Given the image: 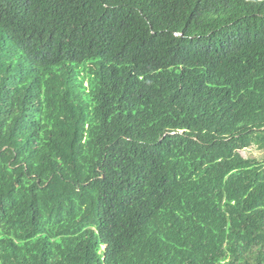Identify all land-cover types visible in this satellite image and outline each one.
<instances>
[{
    "label": "trees",
    "instance_id": "16d2710c",
    "mask_svg": "<svg viewBox=\"0 0 264 264\" xmlns=\"http://www.w3.org/2000/svg\"><path fill=\"white\" fill-rule=\"evenodd\" d=\"M264 0H0V264H264Z\"/></svg>",
    "mask_w": 264,
    "mask_h": 264
},
{
    "label": "rangeland",
    "instance_id": "374dc122",
    "mask_svg": "<svg viewBox=\"0 0 264 264\" xmlns=\"http://www.w3.org/2000/svg\"><path fill=\"white\" fill-rule=\"evenodd\" d=\"M240 154L244 157H254L258 160H264V148L258 149L256 146H250L240 150Z\"/></svg>",
    "mask_w": 264,
    "mask_h": 264
}]
</instances>
